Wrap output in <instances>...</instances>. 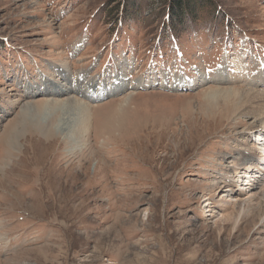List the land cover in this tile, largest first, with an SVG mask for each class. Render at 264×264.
Here are the masks:
<instances>
[{
  "label": "rangeland",
  "instance_id": "rangeland-1",
  "mask_svg": "<svg viewBox=\"0 0 264 264\" xmlns=\"http://www.w3.org/2000/svg\"><path fill=\"white\" fill-rule=\"evenodd\" d=\"M169 1L0 0V264H264L262 206L235 225L231 205L224 219L220 202L204 205L226 184L245 192L240 131L264 116L206 118L203 94L221 81L261 90L263 46L238 26L264 40V0ZM116 7L131 13L135 46L111 44ZM136 17L149 25L135 29ZM157 29L175 32L181 53L153 62ZM60 82L85 101L80 87L112 92L79 115L26 94Z\"/></svg>",
  "mask_w": 264,
  "mask_h": 264
},
{
  "label": "bare ground",
  "instance_id": "bare-ground-1",
  "mask_svg": "<svg viewBox=\"0 0 264 264\" xmlns=\"http://www.w3.org/2000/svg\"><path fill=\"white\" fill-rule=\"evenodd\" d=\"M210 22L212 21L210 20ZM220 70L217 72L216 76H220L222 74ZM216 83H217L216 85L218 86H215V88L203 93L206 96L205 97L206 105H207V110L205 111L206 118H211V117L213 118L214 115L220 118L226 117L229 111H232L233 113L240 111L241 116L235 120V123H238L237 121H239L241 117L245 119L251 116H253L254 118H256V116H259V115L264 116V91H263L264 83L262 84V86L260 85L262 87L261 90L256 91V89L259 88V86L252 85L253 87L249 91H246V92H241L239 89H237L236 86L231 85L229 83H224L222 81L216 82ZM83 85H87L89 87V84L87 82L83 83ZM136 86H138L137 88L143 87V85L141 84H136ZM119 87H120V84H119ZM38 88H39L38 86H36L35 89H31L28 87V89L26 90V94H30V95L31 94L33 95L35 93H39L41 95L43 94L46 96V99H44V101L41 102V105H44V106L53 105V109L57 107L63 112L68 113V114L70 113L72 115L75 112L76 113L74 115H79L78 114L79 108L84 109L87 107V104H89L90 102H94L97 99L103 97L104 95H108L110 92H112V90L106 91L104 88H103L104 90L100 88L98 89V91L94 92V88H92L90 89L92 90L91 92L85 91L88 93L86 94L84 93V90L81 89L80 87L78 89V92H82L83 94H85L86 99H88L87 101H85V100L79 99L73 93V89H71L70 86H68L67 84L63 82H60V84L56 86L44 84L41 89H38ZM85 90L87 89L85 88ZM254 123H258V124L254 127L246 128L247 131L244 134L242 133V130L240 131V134L245 136V142H243L242 144H238V146H242V148L245 147L247 148V150H243L242 151L243 154L241 153V151H239L236 153L237 155L234 156V159L235 157L237 158L240 156L241 160L243 161L242 163L243 165L240 170H242V173L244 175V177L242 178H244L243 182L246 185L245 192L239 191L235 193V189L232 188L233 185L226 184V189L219 191L220 197L218 199L208 198L206 199L207 202L204 204L205 207H207L210 210L217 208L218 205L220 207H224L223 208L224 211L218 213V215H220L222 219H224L223 217L226 215L224 213L229 209L231 205L233 209L238 210L237 215L234 213H230L228 217V218L232 217V220H234L235 225L241 220H243L244 218L250 216L251 211L257 210L259 206H262L263 208V214L261 215L260 218L262 219L264 217V179H261V176L256 174L259 170H261L260 166L264 167V158H262L260 155L261 152L264 153L262 151L264 150V118L261 119L259 122H256L253 119L252 121H250L249 125L250 124L254 125ZM59 124H60V121H59ZM59 124L56 125L57 128L60 127L62 130L68 129L67 124L62 123V122H61V126H59ZM89 129H90V126L83 129V132H87L89 131ZM250 131H251V135L246 134L247 132H250ZM234 159H229V164H228L227 169H230V170L227 171L228 173L235 172L236 169H238L237 167L239 165L235 163ZM248 173H251V174L249 175ZM212 182L213 181H210V183ZM218 202H220V204L217 205Z\"/></svg>",
  "mask_w": 264,
  "mask_h": 264
},
{
  "label": "trees",
  "instance_id": "trees-1",
  "mask_svg": "<svg viewBox=\"0 0 264 264\" xmlns=\"http://www.w3.org/2000/svg\"><path fill=\"white\" fill-rule=\"evenodd\" d=\"M185 1L186 0H170L169 2H171L170 6L172 4L174 9H177V10L183 9L184 10L186 8V5H185L186 2ZM198 2L199 3L196 5V8L201 3L200 0H198ZM189 4H191V2L187 3V5H189ZM125 9H126L125 7H123V8L116 7L115 9H113L110 12V15H109L110 19H113L112 24L108 28V33L110 34L109 38L112 39V43L111 44H113L114 41H115V43L117 42L116 47H119L120 45L122 46L124 44L122 42V39H125L123 37L125 35L128 36L127 39L130 40V41L129 40L128 41L131 42V44L133 46H135L134 43L131 40V37H130V36H132V34L128 30L124 29V26H125V24H124L125 18L124 17H126L125 15H131V13L127 9L126 10ZM171 10L172 9H170V7H167V9L164 11V13L161 16L162 17V22L163 21L164 22L167 21L169 24L171 22H173L174 14H173V11H172V14H171ZM217 10H219V9H217ZM222 17L224 19L223 22H226V25L227 24H231L230 18L226 14H224V16H222ZM139 19L141 21L138 20L137 17L135 19H133V20H130V22L133 23L134 26H136L135 29H137V28L143 29L145 26L149 25V24H147L146 17H143V18L140 17ZM180 20H183V18L180 19ZM167 27H168V25H167ZM238 31H239L238 32L239 36L242 37L244 42H248L249 43L252 40L253 41L257 40L256 42L260 43L264 47V40H260L257 36L249 33V31L243 30L241 28V26H238ZM152 39H153L152 43L150 44V46L148 48L150 49V51H153V53L151 54L153 62H155L156 59H154V58H156V56H157V55H154V54L164 53V51L166 49L171 50L172 47L174 48L173 51L175 53H181L179 39L177 37V34L175 32H173V31L171 33H169V32L165 33V36H164L163 33L161 32V29H159V30L157 29V31L155 32V35H154V37ZM165 43H166V45H164ZM118 44H119V46H118ZM110 46H112V45H110ZM205 47L208 48L210 46L209 45H205ZM9 48H10V46H9ZM11 48H13V47H11ZM136 60H138V56H136ZM160 60H161V58H160ZM141 61L144 63V60L141 59ZM158 62H159V60H158ZM136 63H137V61H136ZM140 69L141 68H139V70Z\"/></svg>",
  "mask_w": 264,
  "mask_h": 264
}]
</instances>
